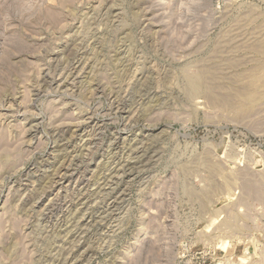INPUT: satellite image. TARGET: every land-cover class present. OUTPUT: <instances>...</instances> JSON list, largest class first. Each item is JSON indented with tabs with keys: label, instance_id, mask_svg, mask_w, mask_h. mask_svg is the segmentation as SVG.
Masks as SVG:
<instances>
[{
	"label": "rangeland",
	"instance_id": "374dc122",
	"mask_svg": "<svg viewBox=\"0 0 264 264\" xmlns=\"http://www.w3.org/2000/svg\"><path fill=\"white\" fill-rule=\"evenodd\" d=\"M0 264H264V0H0Z\"/></svg>",
	"mask_w": 264,
	"mask_h": 264
},
{
	"label": "bare ground",
	"instance_id": "6f19581e",
	"mask_svg": "<svg viewBox=\"0 0 264 264\" xmlns=\"http://www.w3.org/2000/svg\"><path fill=\"white\" fill-rule=\"evenodd\" d=\"M232 50V49H231ZM205 79V78H204ZM195 83V82H194Z\"/></svg>",
	"mask_w": 264,
	"mask_h": 264
}]
</instances>
